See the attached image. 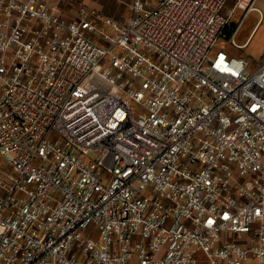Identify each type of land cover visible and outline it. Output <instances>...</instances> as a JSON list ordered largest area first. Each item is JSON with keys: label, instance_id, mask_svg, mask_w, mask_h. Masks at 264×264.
Wrapping results in <instances>:
<instances>
[{"label": "built area", "instance_id": "built-area-1", "mask_svg": "<svg viewBox=\"0 0 264 264\" xmlns=\"http://www.w3.org/2000/svg\"><path fill=\"white\" fill-rule=\"evenodd\" d=\"M64 1L0 0V264H264V58L210 55L227 0Z\"/></svg>", "mask_w": 264, "mask_h": 264}, {"label": "rangeland", "instance_id": "rangeland-1", "mask_svg": "<svg viewBox=\"0 0 264 264\" xmlns=\"http://www.w3.org/2000/svg\"><path fill=\"white\" fill-rule=\"evenodd\" d=\"M86 2L91 4L90 1L86 0ZM132 2L133 0H130L129 4H132ZM229 2H232L231 4L235 3L233 0H229ZM109 4L110 9L103 12L106 13L108 17L116 19L121 26H124L130 17L128 0H109ZM231 4H226L221 13L227 14ZM258 6L259 9L262 10L263 16L257 11L253 12L250 17L247 18L246 21L241 25L237 37L233 36L229 39L219 38L210 51V55H214L220 48V45H223L227 49H230L233 55L249 60L252 64L251 70L256 66L257 62L260 63V61L264 58V0H261ZM241 21H243V19H241V15H239L237 22L236 20L231 19V28L233 29ZM96 42L102 46L107 45L103 40H97ZM132 107L135 115L138 116L140 112V106L136 103H132ZM108 161L110 164H113L115 161V156L112 155ZM95 234L96 231H92L89 236L91 238H95Z\"/></svg>", "mask_w": 264, "mask_h": 264}, {"label": "crops", "instance_id": "crops-1", "mask_svg": "<svg viewBox=\"0 0 264 264\" xmlns=\"http://www.w3.org/2000/svg\"><path fill=\"white\" fill-rule=\"evenodd\" d=\"M87 1H90L91 4H88V3L86 2V0H76V2H77L78 4H83V3H85V4H87V5L91 6V7H94V8H96V9H98V10L101 11L102 13H104L103 11H107L108 9H110L109 0H97V2H96V0H87ZM236 1H237V0H233V2H235L234 4H236ZM260 2H261V0H257V2H256V4H255V9L252 10V11H250L248 14L245 15V12H242V11H243L242 9L236 7V5L231 4L232 2H229V0H227L226 4H231V6L229 7V12H228L227 14H222V15L225 16V17H227L228 20H229V25H228V27L230 28V30H232V35L230 36V38L233 37V36H236V37H237L241 25L243 24V22L246 21L247 18L250 17V15H251L253 12L257 11V12L261 13V15L263 16V12H262V10L259 9V6H258V4H259ZM129 3H130V0H128V4H129ZM62 4H71V3L68 2L67 0H65ZM95 4H96V6H95ZM130 6H131V4H129V8H130ZM225 6H226V5H225ZM225 6H224V8H225ZM224 8H223V9H224ZM238 11H239V12H238ZM104 14L106 15V13H104ZM68 15H69V14H68ZM239 15H241V19H243V21L239 22V24L237 23L238 25L236 26V29H234V28L232 29V28H231L230 21H231V19H234V20H236V22H237V19H238ZM235 30H236V33H234ZM226 35H227V34H226ZM226 38H227V36H226ZM228 39H229V38H228ZM224 48H225L226 51H228L229 53L232 54V51H231L230 49H227L226 47H224Z\"/></svg>", "mask_w": 264, "mask_h": 264}, {"label": "trees", "instance_id": "trees-1", "mask_svg": "<svg viewBox=\"0 0 264 264\" xmlns=\"http://www.w3.org/2000/svg\"><path fill=\"white\" fill-rule=\"evenodd\" d=\"M234 29H236V26L234 27ZM224 32L225 34H227V38H230V36L232 35V30H230L228 26L225 28Z\"/></svg>", "mask_w": 264, "mask_h": 264}]
</instances>
